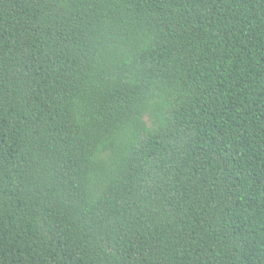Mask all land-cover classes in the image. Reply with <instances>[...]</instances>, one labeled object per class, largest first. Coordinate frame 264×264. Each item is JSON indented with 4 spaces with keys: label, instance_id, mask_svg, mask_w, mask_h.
<instances>
[{
    "label": "trees",
    "instance_id": "trees-1",
    "mask_svg": "<svg viewBox=\"0 0 264 264\" xmlns=\"http://www.w3.org/2000/svg\"><path fill=\"white\" fill-rule=\"evenodd\" d=\"M0 264H264V0H0Z\"/></svg>",
    "mask_w": 264,
    "mask_h": 264
}]
</instances>
